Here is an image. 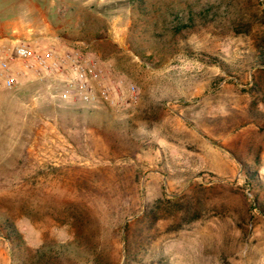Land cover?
Here are the masks:
<instances>
[{"label":"rangeland","instance_id":"1","mask_svg":"<svg viewBox=\"0 0 264 264\" xmlns=\"http://www.w3.org/2000/svg\"><path fill=\"white\" fill-rule=\"evenodd\" d=\"M16 19L122 83L0 90V264H264V0H0Z\"/></svg>","mask_w":264,"mask_h":264},{"label":"built area","instance_id":"2","mask_svg":"<svg viewBox=\"0 0 264 264\" xmlns=\"http://www.w3.org/2000/svg\"><path fill=\"white\" fill-rule=\"evenodd\" d=\"M27 73L40 81H57L58 88L51 98L58 101L94 106L112 102L117 97L121 81L102 83L94 88V79L100 75L93 62L83 61L73 50L59 51L54 47H35L23 40H0V90L15 88L19 79ZM134 95V86H129ZM36 95L33 98L38 99Z\"/></svg>","mask_w":264,"mask_h":264},{"label":"crops","instance_id":"3","mask_svg":"<svg viewBox=\"0 0 264 264\" xmlns=\"http://www.w3.org/2000/svg\"><path fill=\"white\" fill-rule=\"evenodd\" d=\"M40 20L42 19L40 18ZM1 39L23 40L39 48L51 46V44L55 43L52 30L47 24L31 28L29 24L22 23L20 19L0 23Z\"/></svg>","mask_w":264,"mask_h":264},{"label":"trees","instance_id":"4","mask_svg":"<svg viewBox=\"0 0 264 264\" xmlns=\"http://www.w3.org/2000/svg\"><path fill=\"white\" fill-rule=\"evenodd\" d=\"M192 219H194V218H192ZM127 226H128V225L125 226V230L127 229ZM9 231H10V232H11V231L13 232V228H9ZM13 233H14V232H13ZM8 238H9V237H8Z\"/></svg>","mask_w":264,"mask_h":264}]
</instances>
